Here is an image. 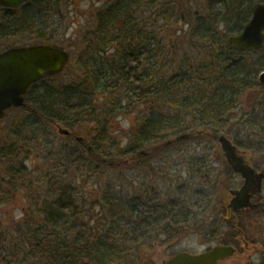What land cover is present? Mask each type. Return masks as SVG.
Returning a JSON list of instances; mask_svg holds the SVG:
<instances>
[{
  "label": "trees",
  "instance_id": "1",
  "mask_svg": "<svg viewBox=\"0 0 264 264\" xmlns=\"http://www.w3.org/2000/svg\"><path fill=\"white\" fill-rule=\"evenodd\" d=\"M260 1H195L193 8L185 0H117L93 11L92 29L75 42L64 39L63 22L56 26L61 0L0 6V43L54 45L71 56L63 73L46 76L23 107L8 111L16 117L0 121V203L18 196L28 203L22 218L0 223V264H134L163 238L213 237L209 220L220 216V190L234 179L226 160L213 166L210 150L229 127L244 150L264 159V48L229 43ZM147 10L161 26L141 19ZM178 22L190 27L183 40L166 32ZM68 68L82 78L57 79ZM248 89L261 90L262 110L241 116L235 110ZM120 115L137 119L127 143L111 134L109 122ZM60 125L71 143L89 125L92 136L57 148ZM133 170L150 184L136 188V174L127 176ZM91 179L96 190L86 188Z\"/></svg>",
  "mask_w": 264,
  "mask_h": 264
},
{
  "label": "rangeland",
  "instance_id": "2",
  "mask_svg": "<svg viewBox=\"0 0 264 264\" xmlns=\"http://www.w3.org/2000/svg\"><path fill=\"white\" fill-rule=\"evenodd\" d=\"M117 0H61V2L58 4V12H54V14L56 15L55 17V23L56 26L58 25V22H63L64 23V29H65V36L64 39H71L72 42H75V40L77 38L82 39L85 34L88 32H90V30L93 27V17H92V13L93 11H95L98 8H106L110 5H112L113 3H115ZM187 1V2H186ZM195 1L197 2H206L207 0H185L186 6H190L194 8V4ZM183 2V1H182ZM57 10V8H56ZM152 13L153 11H146L145 13L142 14L141 19H145L148 21V23L150 22L149 25H152ZM155 19V18H154ZM154 22V21H153ZM156 27H159L162 25V23L158 22L153 24ZM190 29L189 26L182 24L181 22L172 24V25H168L166 27V32L167 35L171 36L173 40H175V38H180L181 40H183L186 37L187 31ZM180 32V33H177ZM15 39L12 40H7L3 43H0L2 45H0L1 49H4L6 47L9 46H13L16 45L14 44ZM93 44V43H90ZM78 54V51L76 52V56ZM71 59V58H70ZM69 64V63H68ZM66 65L69 66V65ZM65 67V68H66ZM68 68L66 71L68 73L65 74H61V76L57 79L63 80V82H69L72 79L77 78L76 80H79L82 78V76L80 78H78L80 76L79 72L77 71H73L69 72ZM64 72V71H63ZM61 72V73H63ZM75 80V81H76ZM258 80H259V73H258ZM258 89V88H257ZM261 90H255V89H248L244 94L239 95V99H240V103H239V107H237L236 114H239L241 116H244L243 114L249 113L251 111V109H257L256 106V102H258L259 97L261 96ZM102 100V98H101ZM100 102H97V104L99 105ZM256 107V108H255ZM260 108V107H259ZM262 109H259L258 111H261ZM245 112V113H244ZM16 117L17 113L16 112H11L7 114V116L4 117V119H2L1 121H4L6 118V121H9V118L11 119V117ZM137 119L134 115H120L114 119H112V121H110V129L112 130L111 134L113 137H115L117 140L123 142V143H127L129 141V139L131 138V134L134 130L135 124ZM238 123L236 122H232L231 125H233V128L237 125ZM3 124H0V129L3 128ZM66 128V127H65ZM86 129H84V131L82 133H76L74 138L77 142H82L85 138V141L89 142V138L90 136V132H91V128L92 125L86 126ZM228 130L231 131V135L229 134H225L234 145L240 147V149H243L241 146L242 144H240V141H236L235 140V136H234V132L232 128L228 127ZM58 135V140L59 142L57 143V148H59L58 146L61 144V146H68L71 141L69 139H67L69 136H65V135H60V133L58 132V127H56V132L54 131V134ZM80 138V140H79ZM248 140H250V142L252 141V138H248ZM77 142L71 143V144H76ZM55 143L50 142V147L54 148ZM197 146L198 144L195 143ZM250 147H255L253 146V144L248 143L247 144ZM196 146V147H197ZM39 151H44L46 150V148H44V146L41 144L38 147ZM186 149L191 152L192 154L197 155V153H202L203 150L202 149H198L195 148L194 146H186ZM197 149V150H196ZM196 150V151H194ZM199 150V151H198ZM244 150V149H243ZM211 153H209V157L211 158V161L213 163V166H221V162L226 160L224 153L222 151L220 142H217L216 147L214 146L212 150H210ZM43 153V152H42ZM205 153L207 154V151H205ZM253 153H249V157L252 160L255 161H263V157L262 155H252ZM37 164V165H36ZM35 166L41 167L40 165L41 162L37 161L35 164ZM47 166H45L44 168H46ZM3 172L4 169L3 167L0 166V180L3 177ZM135 175L134 177V185L136 184V188H138V184H140L141 182L146 185L148 183V185L150 184V180L149 178H147L146 176L144 178H137L140 175L139 170L138 171H128L127 172V176L129 178H133V175ZM106 179V177H104V180ZM35 180V179H33ZM98 180L95 181V179H91L88 181L87 184V189H91V190H96V187H98L99 185H96L95 182H97ZM145 181V182H143ZM81 182V181H80ZM82 183V182H81ZM81 186V185H79ZM132 192H138L135 187L133 188ZM230 191L226 190L223 188V190H220V195L223 198V205L224 207H226V205L229 203L230 199ZM263 193H264V188H263ZM16 200V201H15ZM13 202L10 203H6V204H1L0 203V223L2 224H7L8 222H11L13 220L16 219H20L22 218L25 210H27L28 208V203L27 201H24L22 199V197H17ZM223 208V207H222ZM24 211V212H23ZM221 212H220V216H221ZM211 221L212 219L210 218L209 223L211 225ZM264 221V218H263ZM209 225V227H210ZM261 240L264 241V222L262 223V227H261ZM204 237L206 236H201V235H196V234H191V233H184L182 234V236L180 235L177 238L174 239H167V238H163L160 241H158L156 244H154L153 247H144V249L142 250V254L139 256V259L135 261L134 264H163L165 261H167L171 256H173L174 254L180 253V252H189L192 254H197V253H201L203 251H205L206 249H208L209 247H211L212 244V238L211 239H204ZM6 245V244H5ZM7 246V245H6ZM261 259V256L258 258ZM248 260V259H246ZM244 262V261H243ZM244 264V263H243Z\"/></svg>",
  "mask_w": 264,
  "mask_h": 264
},
{
  "label": "water",
  "instance_id": "3",
  "mask_svg": "<svg viewBox=\"0 0 264 264\" xmlns=\"http://www.w3.org/2000/svg\"><path fill=\"white\" fill-rule=\"evenodd\" d=\"M26 1L28 0H0V6L14 9ZM229 43L241 50H261L264 47V2L253 5L251 19L240 34L229 38ZM69 58L68 51L45 44L13 47L0 53V120L6 116L8 110L23 107L31 86L46 75L61 72ZM260 81L264 83V72L260 73ZM59 133L70 135V131L62 127L59 128ZM219 141L227 162L246 180L241 190L232 191L234 198L230 207L234 210L250 207L251 195L248 189L254 185L260 190L264 174H256L251 167L245 165L244 159L236 154V146L226 136H221ZM234 252V248L225 245L199 255L181 252L164 264H217L219 260L233 255Z\"/></svg>",
  "mask_w": 264,
  "mask_h": 264
},
{
  "label": "flooded vegetation",
  "instance_id": "4",
  "mask_svg": "<svg viewBox=\"0 0 264 264\" xmlns=\"http://www.w3.org/2000/svg\"><path fill=\"white\" fill-rule=\"evenodd\" d=\"M260 84L264 85V83ZM236 151L238 157L244 159L245 165L251 167L256 174H264V161L250 159L249 152L240 149V147H237ZM231 169L234 179L232 187L228 189L231 200L226 207L220 208L221 216L215 219L211 218L213 245L205 251L225 245L234 248L235 252L233 255L219 260L217 264H263L264 241L261 240V227L264 222V180L260 190L254 185L248 189L251 195L250 207L234 210L230 207L234 198L232 191L241 190L245 186L246 180L232 167ZM260 256L261 259H258Z\"/></svg>",
  "mask_w": 264,
  "mask_h": 264
}]
</instances>
